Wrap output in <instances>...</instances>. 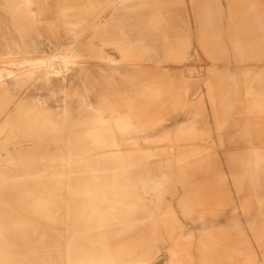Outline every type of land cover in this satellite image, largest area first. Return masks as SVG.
<instances>
[{"label":"rangeland","instance_id":"obj_1","mask_svg":"<svg viewBox=\"0 0 264 264\" xmlns=\"http://www.w3.org/2000/svg\"><path fill=\"white\" fill-rule=\"evenodd\" d=\"M67 262L264 264V0H0V264Z\"/></svg>","mask_w":264,"mask_h":264},{"label":"bare ground","instance_id":"obj_2","mask_svg":"<svg viewBox=\"0 0 264 264\" xmlns=\"http://www.w3.org/2000/svg\"><path fill=\"white\" fill-rule=\"evenodd\" d=\"M35 12V11H34ZM134 40V39H133ZM136 41V40H135ZM137 41H139V40H137ZM124 42V41H123ZM135 46V45H134ZM139 50V49H138ZM133 51V50H132ZM125 55V54H124ZM122 56H123V53H122ZM200 54H199V52H198V58H200ZM57 58V60H58V63L60 64V65H62V67H64V71H63V73L64 74H66L67 72H68V69H69V65H70V63H68V61L64 58V57H62V56H58V57H56ZM49 67H51V65L49 64V63H45L44 65H42V66H40V68L44 71V70H47ZM57 67V66H56ZM60 68V67H59ZM46 72V71H45ZM47 75L49 76V77H51V75H50V71H48L47 72ZM207 81V80H206ZM210 93V92H209ZM66 97V96H65ZM67 99V98H66ZM216 105V104H215ZM67 136V135H66ZM68 137V136H67ZM69 145V144H68ZM83 158V157H82ZM75 159V158H74ZM66 160V159H65ZM72 161V160H71ZM74 165V164H73ZM73 171V170H72ZM75 171V170H74ZM71 181V180H70ZM113 182V181H112ZM69 185V184H68ZM71 185V184H70ZM13 192V191H12ZM40 202V201H39ZM71 218V217H70ZM70 221V220H69ZM69 256V255H68ZM70 258V257H69ZM67 260V259H66ZM65 260V261H66ZM68 264H69V262H67Z\"/></svg>","mask_w":264,"mask_h":264},{"label":"crops","instance_id":"obj_3","mask_svg":"<svg viewBox=\"0 0 264 264\" xmlns=\"http://www.w3.org/2000/svg\"><path fill=\"white\" fill-rule=\"evenodd\" d=\"M198 52L201 55V51L198 47L194 48V59H198Z\"/></svg>","mask_w":264,"mask_h":264}]
</instances>
